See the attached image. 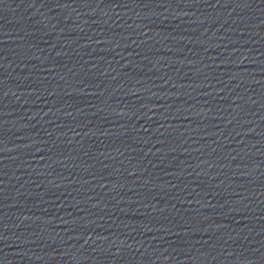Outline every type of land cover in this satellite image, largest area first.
I'll return each mask as SVG.
<instances>
[{"label":"water","instance_id":"water-1","mask_svg":"<svg viewBox=\"0 0 264 264\" xmlns=\"http://www.w3.org/2000/svg\"><path fill=\"white\" fill-rule=\"evenodd\" d=\"M0 264H264V0H0Z\"/></svg>","mask_w":264,"mask_h":264}]
</instances>
